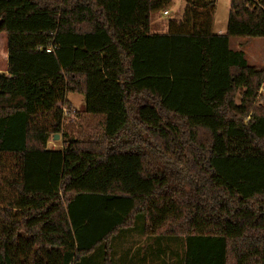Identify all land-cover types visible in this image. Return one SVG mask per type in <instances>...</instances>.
Wrapping results in <instances>:
<instances>
[{
    "label": "trees",
    "instance_id": "trees-1",
    "mask_svg": "<svg viewBox=\"0 0 264 264\" xmlns=\"http://www.w3.org/2000/svg\"><path fill=\"white\" fill-rule=\"evenodd\" d=\"M184 2L155 33L171 0H0V264H264V68L231 46L264 38V0L224 33ZM68 92L101 132L64 134Z\"/></svg>",
    "mask_w": 264,
    "mask_h": 264
},
{
    "label": "rangeland",
    "instance_id": "rangeland-1",
    "mask_svg": "<svg viewBox=\"0 0 264 264\" xmlns=\"http://www.w3.org/2000/svg\"><path fill=\"white\" fill-rule=\"evenodd\" d=\"M230 5L231 0H215V14L212 26L214 33L219 31L224 33L226 31ZM184 7V0H171V4L166 9L154 12L151 17V31L155 33L168 32L170 21L181 19ZM165 10L168 11L167 14ZM6 42V35L0 34V67H3ZM232 47L234 49H242L251 65L264 68V38H234ZM66 99L70 101L71 106L65 109L64 134H67L68 137L83 139L101 132L102 117L83 113L85 110V97L83 94L68 92ZM64 138V136L61 138L60 135L59 138L52 137L48 143V148L52 149L54 144L56 148H62ZM135 232L131 230L127 231V233H121L115 240L116 252L123 250V253L126 252L128 254L130 251L129 256L131 255L133 261L137 257V254L135 255V250H137L135 241L138 237L134 236ZM116 256L119 257L121 254L118 252ZM142 264H146L145 259H143Z\"/></svg>",
    "mask_w": 264,
    "mask_h": 264
},
{
    "label": "crops",
    "instance_id": "crops-1",
    "mask_svg": "<svg viewBox=\"0 0 264 264\" xmlns=\"http://www.w3.org/2000/svg\"><path fill=\"white\" fill-rule=\"evenodd\" d=\"M220 32L221 31H219L218 33H220ZM232 40H231V46H232ZM7 64H8V51H7V46H6V51L4 53L3 67H0V74L7 73ZM53 148H56L55 144H54Z\"/></svg>",
    "mask_w": 264,
    "mask_h": 264
},
{
    "label": "built area",
    "instance_id": "built-area-1",
    "mask_svg": "<svg viewBox=\"0 0 264 264\" xmlns=\"http://www.w3.org/2000/svg\"><path fill=\"white\" fill-rule=\"evenodd\" d=\"M165 13L167 14L168 11H165ZM47 51L50 52V51H51V48L47 49ZM64 110H65V109H64Z\"/></svg>",
    "mask_w": 264,
    "mask_h": 264
},
{
    "label": "water",
    "instance_id": "water-1",
    "mask_svg": "<svg viewBox=\"0 0 264 264\" xmlns=\"http://www.w3.org/2000/svg\"><path fill=\"white\" fill-rule=\"evenodd\" d=\"M54 138H59V135H58V134H56V135L54 136Z\"/></svg>",
    "mask_w": 264,
    "mask_h": 264
}]
</instances>
